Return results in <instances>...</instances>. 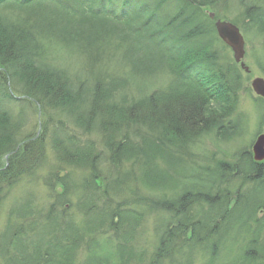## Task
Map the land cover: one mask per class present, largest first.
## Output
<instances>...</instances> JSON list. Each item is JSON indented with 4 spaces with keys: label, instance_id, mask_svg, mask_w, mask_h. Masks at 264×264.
I'll use <instances>...</instances> for the list:
<instances>
[{
    "label": "trees",
    "instance_id": "trees-1",
    "mask_svg": "<svg viewBox=\"0 0 264 264\" xmlns=\"http://www.w3.org/2000/svg\"><path fill=\"white\" fill-rule=\"evenodd\" d=\"M254 2L0 0V203L9 190L36 176L47 156V123L39 137L27 129L31 109H40L45 117L50 111L72 119L75 115L77 128L85 133L96 130L93 120L99 119L98 133L113 171L121 175L123 163L132 164L126 178L116 180L140 181L150 189L169 186L164 181L169 173L174 177L170 170L178 173L187 160L181 150L188 152L201 138H238L241 95L250 90L245 85L252 73L229 58L207 11L217 10V19L236 24L246 36L264 37V8ZM220 9H234L236 19L222 16ZM116 54L123 55L129 75L110 67ZM81 59L87 63L81 65ZM160 74L169 77V90L153 89L154 84L137 95H122L132 88L129 76ZM90 87L91 103L84 97ZM257 101L264 106V100ZM62 133L55 136L59 160L94 173L83 180L89 198L85 226L74 237V226L68 223L65 236L46 245L19 241L9 228L0 239V264H79L84 247V264H142L135 258L134 242L148 217L156 218L158 245L146 264H191L199 251L212 263L229 245L223 228L228 221L234 222L233 230L252 238L242 255L223 258V263L257 264L264 258V216L259 218L264 213V163H255L251 151L244 150L235 162L191 159L199 183L188 186L184 178L171 191L110 210L111 191L120 195L127 184L113 181L103 189L94 144L80 149L76 136ZM62 179L60 196L74 186ZM101 199L106 205L95 212L90 200ZM81 230L91 236L84 247ZM108 230L112 236L102 246L97 236Z\"/></svg>",
    "mask_w": 264,
    "mask_h": 264
},
{
    "label": "rangeland",
    "instance_id": "rangeland-1",
    "mask_svg": "<svg viewBox=\"0 0 264 264\" xmlns=\"http://www.w3.org/2000/svg\"><path fill=\"white\" fill-rule=\"evenodd\" d=\"M254 4H256L257 7L260 6L264 8V2L262 5L261 0H257V2L255 0ZM215 11L217 12V10ZM233 11L234 9H228L223 13L221 9L219 10L222 16H227L228 19L231 17L236 19V15ZM244 37L247 43L245 63L251 69L252 77L249 83L245 85L249 87L250 90L247 89L241 95V135L238 138L226 142L218 141L211 137H203L198 142L188 146L190 149V152L188 151L189 153L186 152L185 149L181 150L180 148H176V150H181V158L184 160L187 157V160L184 161L185 165L178 169V173L174 170H170L174 177L170 173L168 174L167 182L164 181L165 184L169 185L167 187L163 188L158 186L150 189L146 185L143 186L140 181L130 180L128 183L118 182L117 178L119 176L122 178L125 177L124 174L126 171L132 169V164L130 162L123 163L124 168L121 175L113 171L114 168L111 165L107 152L104 150V143H102L103 136L98 133L99 126H97V123L99 119L93 120L95 121L96 130L85 133L83 130L77 128L73 120L75 115H71V117H73L72 119L68 115L63 114V112L50 111L49 113L47 112V117H45L40 109L39 111L31 109L29 126L27 129L32 128L34 133L38 132V136L43 130V124L47 123V156L36 176L25 179L17 184L8 191L0 203V239L4 234L8 233L7 230L10 228V232H17H15V234L19 235V241H34L46 245L53 241L55 237H64V229L68 223L74 226L72 232L74 237H77V230L85 226V211L87 206H89V198L87 197L88 191L83 188V180L91 179L94 173H90L86 168L69 166L68 163H63L59 160L58 152L55 150L54 145L55 136L60 132H63L60 134L61 137L64 135L76 136L78 141L77 145L80 149H85L89 143L94 144L95 153L100 156L96 168L101 174L103 181L99 180V184L103 189L107 184L110 186L113 181L118 184H127L126 187L128 189L123 191V193L121 192L120 195H115L112 192L113 190L111 191V201H113V204L109 207L110 210H113L118 204L125 201L132 203V200L141 198L142 196L154 198V195L155 197L161 195L159 194L161 191H171V186L183 181L184 178L186 181L183 182L188 186L199 183L195 174L197 170L193 161L191 162V159L198 160V162L202 164H207L210 160L213 162H235L238 158L237 155L241 154L244 150L252 152V147L258 135L264 133V120L261 117L264 113V106H261L260 102L257 101V97L251 88V83L254 78H264V37L255 34L248 36L244 35ZM228 55L230 59H233V54L230 50ZM114 58L115 59L109 62L110 67L113 69L117 66L119 68L118 74L129 75V72L124 73L126 70L125 68L128 67L124 66L121 62L123 55L116 54ZM86 63L87 61L85 59L80 60L81 65ZM168 80L169 77L165 74L152 77L146 75H131L129 76V82L132 88L129 89V91L125 90L122 95L125 97L130 94L137 95L138 92L142 90L145 91L154 84H157V86H154L153 89L161 88L163 90H169L170 85ZM84 97H87L88 102L90 101L91 103V99L93 98V90L91 87L88 88ZM116 100L118 101V97ZM20 110L21 109L16 110V114L19 113ZM82 111H87V106L84 107ZM62 178H64L67 184L68 182L71 184L74 183V186L67 192L66 188L64 195L60 196L57 193L60 188L58 184ZM237 186L238 185L234 186L232 190H238ZM250 188V186H247L245 190L248 191ZM91 202L97 206L95 207V212L106 205V201L103 199L90 200V204ZM81 204H84L85 207H81ZM263 216L264 213L259 214V218ZM233 224V221H228L223 224L224 231L230 238V242L229 245L226 244L224 246L223 251L212 263L205 252L199 251L192 257L191 264H225L223 263V258L236 259V257L242 255L243 251L248 247V243L252 237L246 235V232L241 229L238 231L237 228L233 230ZM155 227L156 218H146L134 242L135 258L136 260L142 259V264H146L147 261L150 262V257H152L157 248L158 239L155 234ZM109 231L110 230H108L107 234L97 236L100 245L102 242L106 243L112 236V233H109ZM13 235L14 234H11V238ZM80 235L83 236L84 247L91 236H89L87 232H82V230L80 231ZM36 239L39 241H35ZM65 239L69 240L68 237H65ZM261 241L264 242V236L261 237ZM102 246L105 245L102 244ZM44 248L45 246L43 245V250ZM84 251L85 255L80 256L78 259L79 264H84V261L88 258L86 256L88 253L85 247ZM258 256L259 255H257V257ZM257 264H264V258L257 259Z\"/></svg>",
    "mask_w": 264,
    "mask_h": 264
},
{
    "label": "water",
    "instance_id": "water-1",
    "mask_svg": "<svg viewBox=\"0 0 264 264\" xmlns=\"http://www.w3.org/2000/svg\"><path fill=\"white\" fill-rule=\"evenodd\" d=\"M209 15L212 20H215V14L210 13ZM215 27L219 38L232 50L236 63L239 64L246 73H250L249 68L243 63L246 55V42L240 29L230 22L222 21H218ZM252 89L259 97L264 98V79H254L252 82ZM252 151L254 161L263 163L264 134L258 137Z\"/></svg>",
    "mask_w": 264,
    "mask_h": 264
}]
</instances>
